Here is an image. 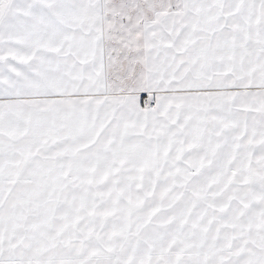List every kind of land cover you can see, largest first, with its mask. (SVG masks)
<instances>
[{"label": "snow or ice", "instance_id": "obj_1", "mask_svg": "<svg viewBox=\"0 0 264 264\" xmlns=\"http://www.w3.org/2000/svg\"><path fill=\"white\" fill-rule=\"evenodd\" d=\"M0 264H264V0H0Z\"/></svg>", "mask_w": 264, "mask_h": 264}]
</instances>
